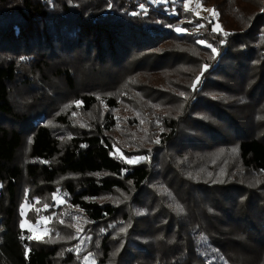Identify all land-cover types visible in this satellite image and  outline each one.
<instances>
[{
    "label": "trees",
    "instance_id": "1",
    "mask_svg": "<svg viewBox=\"0 0 264 264\" xmlns=\"http://www.w3.org/2000/svg\"><path fill=\"white\" fill-rule=\"evenodd\" d=\"M202 2L0 0V264H264V0Z\"/></svg>",
    "mask_w": 264,
    "mask_h": 264
},
{
    "label": "rangeland",
    "instance_id": "2",
    "mask_svg": "<svg viewBox=\"0 0 264 264\" xmlns=\"http://www.w3.org/2000/svg\"><path fill=\"white\" fill-rule=\"evenodd\" d=\"M153 2H161V0H152ZM164 3V2H163ZM180 4L182 7L186 9H190L193 13L199 16H208L209 18H217V11L215 10L213 12V8L211 6H207L203 4L202 0H167L166 3H164L169 8H174L175 5ZM144 78V75L141 76ZM151 79L156 82H163V76L154 74L151 76ZM142 98H145L147 103L150 102L149 96H147L143 90H141ZM143 100V99H142ZM124 109L125 107L121 108V111H119L117 114H119L120 120H122V117H124ZM140 112V111H138ZM157 138H155L156 140ZM115 153L117 155L122 156L126 161L127 159H132L134 162L144 159L147 156L145 154H134L131 156L125 155L119 147H115ZM48 220L47 217L44 216H38L36 217V220H30V219H23L22 225L28 226L31 230L32 234L38 238L42 237L44 232L47 230V226L45 222ZM87 257V259H85ZM81 264H95V256L93 254L87 253L86 256L83 257Z\"/></svg>",
    "mask_w": 264,
    "mask_h": 264
},
{
    "label": "snow or ice",
    "instance_id": "3",
    "mask_svg": "<svg viewBox=\"0 0 264 264\" xmlns=\"http://www.w3.org/2000/svg\"><path fill=\"white\" fill-rule=\"evenodd\" d=\"M161 2H164V3H166L167 2V0H161ZM140 7L143 9L144 8V5H140ZM215 10H213V12H214ZM198 27H203V25H199ZM177 31H187L186 29H180V28H177L176 29ZM214 31H215V29H213ZM198 43H201V44H203V43H205V41H203V40H201V41H198ZM209 48H212V45L211 44H208L207 45ZM213 50V52H215L216 51V49L215 48H213L212 49ZM23 59V58H22ZM205 68H207V65H205L204 66ZM197 80H199V78H197ZM77 103H79V102H77ZM158 142V141H157ZM127 162L128 163H133L134 161L132 160V159H127ZM45 207V209H47L49 206L48 205H45L44 206ZM176 209H177V211L178 212H182L183 211V208H182V206H180V205H177L176 206ZM61 223H63V221H61ZM21 227H23V225H21ZM29 239H32V237H28ZM85 259H87V257H85Z\"/></svg>",
    "mask_w": 264,
    "mask_h": 264
}]
</instances>
